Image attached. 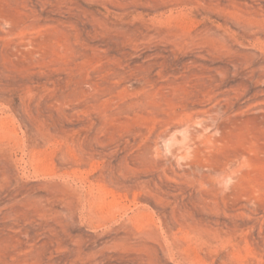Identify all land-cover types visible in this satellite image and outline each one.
<instances>
[{"label": "rangeland", "instance_id": "1", "mask_svg": "<svg viewBox=\"0 0 264 264\" xmlns=\"http://www.w3.org/2000/svg\"><path fill=\"white\" fill-rule=\"evenodd\" d=\"M0 264H264V0H0Z\"/></svg>", "mask_w": 264, "mask_h": 264}]
</instances>
